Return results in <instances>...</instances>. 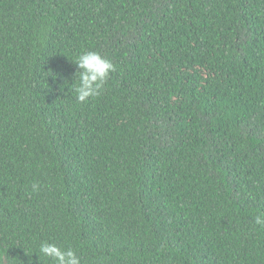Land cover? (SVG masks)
<instances>
[{
    "label": "trees",
    "instance_id": "16d2710c",
    "mask_svg": "<svg viewBox=\"0 0 264 264\" xmlns=\"http://www.w3.org/2000/svg\"><path fill=\"white\" fill-rule=\"evenodd\" d=\"M256 215L264 0H0V264H264Z\"/></svg>",
    "mask_w": 264,
    "mask_h": 264
},
{
    "label": "clouds",
    "instance_id": "9594fccd",
    "mask_svg": "<svg viewBox=\"0 0 264 264\" xmlns=\"http://www.w3.org/2000/svg\"><path fill=\"white\" fill-rule=\"evenodd\" d=\"M74 62L77 71L75 83L72 84L71 89L75 92L76 100L79 103H85L89 98L100 94L110 74L115 71V66L97 51H84ZM37 187V185H33L34 190ZM254 223L264 226V216L256 215ZM38 253L55 260L56 264H81L79 256L73 249H62L55 243L47 241L41 243Z\"/></svg>",
    "mask_w": 264,
    "mask_h": 264
}]
</instances>
